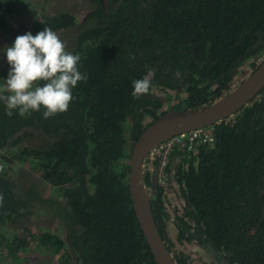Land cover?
<instances>
[{"label":"trees","instance_id":"obj_1","mask_svg":"<svg viewBox=\"0 0 264 264\" xmlns=\"http://www.w3.org/2000/svg\"><path fill=\"white\" fill-rule=\"evenodd\" d=\"M89 1L93 8L82 23L66 11L27 23L20 22L19 8L0 0V39H7L0 41V86L9 68L4 50L16 36L45 27L67 51L80 54V71L88 76L73 89L68 110L47 119L43 110L10 118L0 100V228L26 224L46 204L67 230L66 240L25 228L21 235L0 234V263L22 264L34 242L50 257L61 255V264H156L129 192L130 144L149 125L145 121L162 114L168 92L185 95L172 109L199 110L212 103L213 87L229 92L239 69L252 62L255 70L264 56V0ZM70 31L73 39L65 41ZM144 78L151 81L149 92L133 97L132 82ZM206 128L211 145L189 153L174 148L168 158L166 169L181 159L174 168L184 200L174 215L176 240L215 252L218 264H264V90L233 117ZM13 163L38 175L56 201L41 197L30 174L15 175ZM143 180L172 254L164 192L148 172ZM173 258L188 264L182 253Z\"/></svg>","mask_w":264,"mask_h":264},{"label":"rangeland","instance_id":"obj_2","mask_svg":"<svg viewBox=\"0 0 264 264\" xmlns=\"http://www.w3.org/2000/svg\"><path fill=\"white\" fill-rule=\"evenodd\" d=\"M8 3H13L16 8H19L18 17L21 18L20 22H24L26 18L28 20L27 23L33 22L34 19L38 18L43 13L52 14L60 11H66L68 14L73 15L78 23H82L89 13L91 12L93 6L89 0H5ZM104 2L106 0H103ZM33 6V12H29L30 6ZM42 10L44 12H42ZM35 13V14H33ZM65 35V41H71L73 39V31L67 32ZM6 37H1L0 41L2 44L6 43ZM72 43V42H71ZM4 45H0V55L3 53ZM261 56L255 62L256 64L260 63L262 58ZM2 59L0 58V62ZM252 62H247L239 69V73L236 75L235 82L232 84V87H236L243 83L250 74L254 71L250 65ZM254 63V62H253ZM3 85V84H2ZM231 87L230 91L233 89ZM3 91H0V93ZM158 95L164 97L167 100V94L160 92L159 90H155ZM212 92H215V97L212 100V103H216L224 98L228 92H218L216 87L212 88ZM170 95V100L165 102L162 109L160 110L162 114H165L170 111H175L177 115H185L188 114L190 110L181 109L174 110L172 109L177 103L178 98H184L183 94H175L168 92ZM211 103V104H212ZM233 117V116H232ZM146 125L150 124L152 121H145ZM130 149L132 150L133 145L130 144ZM189 153V152H188ZM3 154V153H2ZM9 156H6L8 158ZM180 158H176L172 165H170L169 169H165L163 172L159 171V167L154 166V161L152 162L147 157H145L143 162V175L148 172L150 177L156 183L161 181V188L164 192V206L167 213L170 215V219L167 222L166 232L167 238L172 242V255L182 253L188 257V264H218V257L215 252L201 248L197 244H179L176 240V228L174 225V215L175 211L181 212L184 206V200L180 194V188L175 180V170L176 165L180 164ZM168 165V164H167ZM4 167V166H0ZM5 168V167H4ZM12 169L14 168L15 175L18 177H25L27 174H30L31 177L29 180L35 183L37 190L40 192L41 197L44 200L56 201V194L52 190L49 189L48 185L42 183L40 177L38 175H32L27 166H20L19 164L13 163ZM162 177V178H161ZM154 190V188L150 189ZM146 191L149 192V189L146 187ZM36 206L34 207V209ZM38 209L32 217H30L26 224L16 223L10 225L3 226L0 228V234L5 237H10L11 234H19L21 235V229L25 228L30 230V234H34L38 236L44 232H50L58 235L61 239L66 240L67 230L65 228V223L61 221V219L56 215L57 211L52 209H48V206L44 204L43 206H39ZM20 231V232H19ZM59 256L50 257L43 250H39L34 242H30L27 246L25 252L22 255V264H61L62 258ZM10 259H4L0 264H11ZM72 262L74 264V260H70L69 263Z\"/></svg>","mask_w":264,"mask_h":264},{"label":"clouds","instance_id":"obj_3","mask_svg":"<svg viewBox=\"0 0 264 264\" xmlns=\"http://www.w3.org/2000/svg\"><path fill=\"white\" fill-rule=\"evenodd\" d=\"M9 66L0 91L5 94V115L28 117L42 111L45 119L66 112L78 82L87 81L80 71L81 56L67 51V45L50 27L35 35L31 31L16 36L4 50ZM151 75V73H150ZM151 81L132 82L133 97L147 94Z\"/></svg>","mask_w":264,"mask_h":264},{"label":"water","instance_id":"obj_4","mask_svg":"<svg viewBox=\"0 0 264 264\" xmlns=\"http://www.w3.org/2000/svg\"><path fill=\"white\" fill-rule=\"evenodd\" d=\"M257 65V68L243 83L236 87L231 85L233 89L220 101L199 110H190L188 114L181 116L175 111L161 114L145 128L133 144L128 163V187L137 222L156 264L177 263L167 249L150 210L149 195L143 180V162L148 151L164 140L211 127L239 113L264 90V57ZM220 263L229 264L226 259H221Z\"/></svg>","mask_w":264,"mask_h":264},{"label":"built area","instance_id":"obj_5","mask_svg":"<svg viewBox=\"0 0 264 264\" xmlns=\"http://www.w3.org/2000/svg\"><path fill=\"white\" fill-rule=\"evenodd\" d=\"M213 142L214 137L209 129L195 130L156 144L148 151L146 157L152 162L158 159L159 171L163 172L167 167L169 155L174 148L192 152L198 144L211 145ZM158 185L161 186V181L158 182Z\"/></svg>","mask_w":264,"mask_h":264},{"label":"flooded vegetation","instance_id":"obj_6","mask_svg":"<svg viewBox=\"0 0 264 264\" xmlns=\"http://www.w3.org/2000/svg\"><path fill=\"white\" fill-rule=\"evenodd\" d=\"M236 77V76H235Z\"/></svg>","mask_w":264,"mask_h":264}]
</instances>
